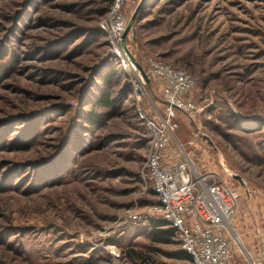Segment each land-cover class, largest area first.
<instances>
[{
    "label": "rangeland",
    "instance_id": "rangeland-1",
    "mask_svg": "<svg viewBox=\"0 0 264 264\" xmlns=\"http://www.w3.org/2000/svg\"><path fill=\"white\" fill-rule=\"evenodd\" d=\"M108 11L0 0V264H192L149 217L159 198L138 108L164 109L153 58L197 80L173 147L239 192L235 238L264 239V0H131L119 49L101 28ZM103 91L110 108L95 106Z\"/></svg>",
    "mask_w": 264,
    "mask_h": 264
},
{
    "label": "built area",
    "instance_id": "built-area-1",
    "mask_svg": "<svg viewBox=\"0 0 264 264\" xmlns=\"http://www.w3.org/2000/svg\"><path fill=\"white\" fill-rule=\"evenodd\" d=\"M130 1L114 0L108 17L101 23L116 49L121 47L128 27L125 9ZM119 56L129 73L133 69L131 59ZM148 77L161 82L164 98V109H156L151 117L138 108L150 134L147 168L159 198V203L150 207L149 217L166 221L177 230L181 249L191 255L193 264H260L239 246V238L233 232L239 192L218 173L200 172L181 146L172 145L179 113L198 111L192 97L195 76L153 58ZM143 85L141 79L136 86L139 98Z\"/></svg>",
    "mask_w": 264,
    "mask_h": 264
},
{
    "label": "trees",
    "instance_id": "trees-1",
    "mask_svg": "<svg viewBox=\"0 0 264 264\" xmlns=\"http://www.w3.org/2000/svg\"><path fill=\"white\" fill-rule=\"evenodd\" d=\"M98 1H99V3L107 6V8L109 9V11H108V14H109L114 0H98ZM107 17H108V15H107ZM111 79H112V76H111V78L109 77V81ZM106 83L108 85H110L108 81H106ZM111 105H112V95L109 92L103 91L100 94V96H98L95 106L96 107L110 108ZM103 116L104 115H102V114L95 113V111H91L88 115L89 122H91V124L99 123L100 120H102ZM154 193H155V191H154ZM161 221L162 222H159L157 225V227L159 228L158 230H160V231H158L159 233L157 232V234H156V239H155L156 241L166 242V241L172 240L176 236L179 237L177 230L175 228H173L168 222L163 221V220H161ZM164 228H168V229H164ZM178 258L180 260L190 261L193 264V260H192L191 255L188 254L187 252L183 251L182 249L178 253Z\"/></svg>",
    "mask_w": 264,
    "mask_h": 264
},
{
    "label": "crops",
    "instance_id": "crops-1",
    "mask_svg": "<svg viewBox=\"0 0 264 264\" xmlns=\"http://www.w3.org/2000/svg\"><path fill=\"white\" fill-rule=\"evenodd\" d=\"M239 239H242L243 247L248 255L260 264H264V239L251 235H240V230L237 229ZM258 235V234H257Z\"/></svg>",
    "mask_w": 264,
    "mask_h": 264
},
{
    "label": "water",
    "instance_id": "water-1",
    "mask_svg": "<svg viewBox=\"0 0 264 264\" xmlns=\"http://www.w3.org/2000/svg\"><path fill=\"white\" fill-rule=\"evenodd\" d=\"M142 4H143V1H142L141 5H140L139 9L141 8ZM134 20H135V17L132 19L131 22H133ZM129 29H130V25H128L127 30H126L125 34L123 35V42H124L125 38L128 35Z\"/></svg>",
    "mask_w": 264,
    "mask_h": 264
}]
</instances>
